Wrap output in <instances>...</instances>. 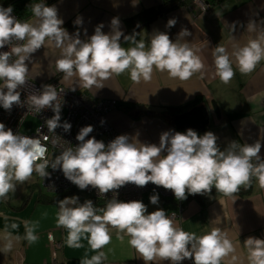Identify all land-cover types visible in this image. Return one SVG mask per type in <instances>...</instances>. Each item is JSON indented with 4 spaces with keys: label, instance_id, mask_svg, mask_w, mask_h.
Returning <instances> with one entry per match:
<instances>
[{
    "label": "clouds",
    "instance_id": "9594fccd",
    "mask_svg": "<svg viewBox=\"0 0 264 264\" xmlns=\"http://www.w3.org/2000/svg\"><path fill=\"white\" fill-rule=\"evenodd\" d=\"M138 3L139 0H132L133 7ZM31 10L35 23L22 22L12 15V6L0 5V107L11 111L14 105L26 104L36 112L50 108L54 115L45 121L49 131L63 128L68 133L72 128L68 121L61 123L62 105L55 86L42 85V90L28 95L24 101L19 91L26 85L32 54L44 47L46 41L60 49L56 70L64 74L65 80L76 77L79 85L87 89H101L105 80L126 71L133 82L149 81L154 69L183 81L205 68L184 39L191 35L186 28L181 29L174 41L166 32L156 31L146 47L135 31L125 35L119 17H113L109 33L103 31L105 25L101 23L93 35L82 40L79 31L82 17L74 21L77 31L70 34L63 27L64 21L55 5L48 6L46 0H41L31 4ZM176 23V19H169L166 27L170 29ZM255 27L250 22L248 30ZM84 32L87 35V29ZM122 37L133 46L122 47ZM5 47L8 51L3 50ZM212 54L215 74L224 83L233 78L234 63L241 74L250 73L264 59V30L243 46H233L231 52L217 45ZM93 131L92 125L82 127L76 135L78 145L62 151L50 164L47 147L39 137L14 134L0 123V198H6L17 182L27 181L34 172L50 177L47 171L50 167L61 171L82 191L91 186L99 194L113 193L104 208L95 207L92 200L81 203L78 196L58 202L57 224L67 230L68 247H80L81 237L88 234L90 247L102 249L111 240L110 229H116L118 235L130 237L129 245L140 253L145 264H156L157 260L182 264L185 259L193 260V264H222L226 258H230L229 264H239L232 240L220 228L213 227L197 236L177 227L164 209L149 213L143 201L125 202L118 195L119 189L128 184L145 187L151 183L171 190L177 200L210 193L213 187L228 196L253 177L264 188V159L259 155L262 147L259 140L253 144L233 141L222 151L213 132L200 135L189 128L185 132L161 133L158 145L141 142L138 134L119 135L106 145L95 137L86 139ZM149 202L157 205L159 193L154 190ZM219 221L217 218L212 223ZM25 230V238L35 242V225L25 221ZM243 244L247 264H264V238L250 236ZM6 247L10 248L11 244ZM105 258V253L100 251L81 264H102Z\"/></svg>",
    "mask_w": 264,
    "mask_h": 264
},
{
    "label": "crops",
    "instance_id": "0c3cea01",
    "mask_svg": "<svg viewBox=\"0 0 264 264\" xmlns=\"http://www.w3.org/2000/svg\"><path fill=\"white\" fill-rule=\"evenodd\" d=\"M170 1L173 0H139L135 7L132 0H58L47 5L57 7L58 16L64 21L63 27L70 34L77 31L74 21L82 17L80 38L86 40L101 23L105 25L103 31L109 33L113 17H119L120 28L126 35L129 27L134 28L147 19L149 11ZM205 1L209 2L206 12L193 2L185 1L152 20L147 28L136 31L137 39H142L147 47L156 31L166 32L174 41L181 29L186 28L191 35L184 39L205 65L202 73H196L187 80L170 78L166 72L154 69L149 81L133 82L126 71L105 80L101 89L83 88L76 77L65 80L64 74L56 70L55 62L61 56L60 49L47 41L44 47L32 54L27 78L37 83L58 81L69 90L85 94L90 101L116 100L117 107L108 115L110 124L118 135L138 134L139 140L144 143L158 145L160 135L165 131L185 132L175 127V116L194 107L206 106L210 114L208 127L203 133L191 129L200 135L213 132L222 151L233 141L253 144L259 140L262 144L259 155L264 159V59L247 74H241L234 63L235 74L228 83H224L215 74L212 54L217 45L231 52L233 46H243L257 38L264 30V0ZM169 19L177 20L170 29L166 27ZM27 22H36L33 14ZM250 22L256 26L251 31L248 30ZM121 45L125 48L133 46L124 40H121ZM212 103L218 106L219 117L213 111ZM184 107L187 108L183 111L171 110ZM150 195L144 202L148 212L162 208L170 218L178 214V218L171 219L187 232L200 236L213 227L226 232L236 248L239 264H247L244 240L250 236L264 238V188L258 181L252 193L245 197L204 193L192 198L193 195H188L184 205L179 200H162L160 197L159 203L153 205L149 202ZM57 197L59 195L42 187L39 175L34 172L27 181L17 182L6 198H0V264H81L82 260L90 259L100 251L106 257L102 264H145L140 253L129 245L130 237L118 235L116 229H110L111 240L102 249L93 250L90 247L88 234L81 237L80 247H68L65 242L67 230L57 224L59 201L48 203ZM84 197L86 200L91 198ZM217 218L219 223L213 224ZM25 221L35 225V242L25 238ZM49 236L62 245L56 257L53 256ZM9 243L10 248L6 247ZM229 259H224L222 264H229ZM156 264H170V261L157 260ZM182 264H193V260L185 259Z\"/></svg>",
    "mask_w": 264,
    "mask_h": 264
},
{
    "label": "built area",
    "instance_id": "2783aa9c",
    "mask_svg": "<svg viewBox=\"0 0 264 264\" xmlns=\"http://www.w3.org/2000/svg\"><path fill=\"white\" fill-rule=\"evenodd\" d=\"M30 1L35 2L41 0ZM56 1L58 0H46V3H54ZM192 2L198 6L202 12H206L209 8V2L205 0H192ZM12 15L20 20L14 10ZM3 50L8 51V48L5 47ZM45 84L55 86L58 93V100L62 105L61 123L64 121L71 123L72 128L70 132H64L63 128L49 131L45 121L54 115L52 110L50 108H45L41 112H36L33 109H29L26 104L14 105L11 111H6L0 107V123H4L7 128H11L14 134L39 137L42 144L47 147L46 158L49 160L50 164L62 151L67 148L74 149L75 146L78 145L79 142L76 140V135L84 126L92 125L94 128V131L90 133L89 137L86 139L95 137L97 140H102L106 145L119 136L108 120V115L117 107L116 100L90 101L85 94L69 90L58 81L37 83L27 78L26 85L19 89V91H21V101H24L28 95L42 90V85ZM29 117L36 118L38 120V126L33 134L25 135L22 133L21 129ZM101 121H104V123L102 124ZM44 137H47V140H45ZM47 171L51 173L50 177L39 176V179L42 187L53 194L61 196L70 192H77L84 196L102 201H109L113 196L112 192L99 194L98 191L91 186L82 191L76 185L68 181L61 171H53L50 167ZM154 190L159 193V197L162 200H177L171 190L157 187L151 183L145 187H137L128 184L119 189L118 199L125 202L131 200H141L144 202L148 195L154 194ZM179 201L181 203L182 200ZM180 211L182 212V208ZM171 218H178V214H173ZM49 240L53 246V256L56 257V253L62 248V245L55 242L52 236H49Z\"/></svg>",
    "mask_w": 264,
    "mask_h": 264
},
{
    "label": "trees",
    "instance_id": "16d2710c",
    "mask_svg": "<svg viewBox=\"0 0 264 264\" xmlns=\"http://www.w3.org/2000/svg\"><path fill=\"white\" fill-rule=\"evenodd\" d=\"M185 1H186V3L188 1L192 2V0H173V1H170V2H165L158 9L149 11L148 14H147V19L145 21L141 22L139 24V27L138 26H136L134 28L129 27L128 32H127L126 35L132 34L133 31L136 32V31H138L140 29L147 28L148 24L152 20L163 16L164 14L168 13L169 11L174 10L175 8H177L181 4H183ZM31 4H32V1H30V0H0V5H2L3 7L6 8V7H9V6H12L14 12L18 15V17L20 18V20L22 22H27L28 18L31 17V15L33 14L32 10H31ZM135 18L136 17H134L133 19H135ZM138 18H139V16L136 19H138ZM132 23H133V21L130 22L128 25L130 26ZM121 40H123V37H122ZM186 108L187 107L180 108V109L179 108L178 109H171V110L172 111H183ZM257 181L258 180L253 177L249 181L248 184L243 185V186H239L238 191H236L235 193H232L231 195H238V196H243V197L250 195L252 193L253 188H254V186H255ZM210 193L218 195V196H226L223 193L218 192L214 187H213V189H212V191ZM71 196H78L81 203H83L86 200L84 195H82L81 193L70 192V193H68L66 195L59 196V197H57V198H55L53 200H49L48 203H55V202H58V201L62 200V198L71 197ZM228 196H230V195H228ZM191 197L192 198L198 197V195L195 194V195H193ZM87 200H92L93 203H94V206L97 207V208H104L106 206V204L108 203V201L96 200V199H93V198H88ZM185 202H186V200H185ZM185 202H184V200L181 201V203L183 205L185 204Z\"/></svg>",
    "mask_w": 264,
    "mask_h": 264
},
{
    "label": "water",
    "instance_id": "95a60500",
    "mask_svg": "<svg viewBox=\"0 0 264 264\" xmlns=\"http://www.w3.org/2000/svg\"><path fill=\"white\" fill-rule=\"evenodd\" d=\"M213 111L219 117V109L216 103L211 104ZM210 114L206 106L194 107L191 110L176 115L174 125L177 129L184 131L193 128L199 133H203L209 125Z\"/></svg>",
    "mask_w": 264,
    "mask_h": 264
},
{
    "label": "rangeland",
    "instance_id": "374dc122",
    "mask_svg": "<svg viewBox=\"0 0 264 264\" xmlns=\"http://www.w3.org/2000/svg\"><path fill=\"white\" fill-rule=\"evenodd\" d=\"M35 2H41V1H35ZM0 83H2V82H0ZM37 126H38V120L36 118H34V117H29L25 121L21 131L25 135H31V134H33L35 132Z\"/></svg>",
    "mask_w": 264,
    "mask_h": 264
}]
</instances>
